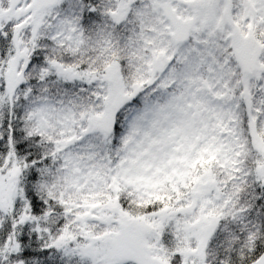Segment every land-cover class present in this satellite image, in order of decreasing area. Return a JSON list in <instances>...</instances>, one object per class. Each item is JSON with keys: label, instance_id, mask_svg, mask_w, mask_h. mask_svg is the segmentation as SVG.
Segmentation results:
<instances>
[{"label": "snow or ice", "instance_id": "snow-or-ice-1", "mask_svg": "<svg viewBox=\"0 0 264 264\" xmlns=\"http://www.w3.org/2000/svg\"><path fill=\"white\" fill-rule=\"evenodd\" d=\"M0 264H264V0H0Z\"/></svg>", "mask_w": 264, "mask_h": 264}]
</instances>
